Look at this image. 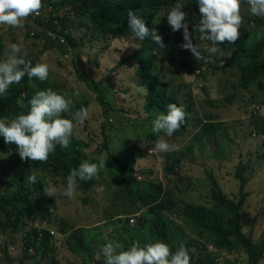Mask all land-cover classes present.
<instances>
[{
  "label": "rangeland",
  "instance_id": "374dc122",
  "mask_svg": "<svg viewBox=\"0 0 264 264\" xmlns=\"http://www.w3.org/2000/svg\"><path fill=\"white\" fill-rule=\"evenodd\" d=\"M170 3L161 9L159 19H155L156 25L166 28L167 31L171 30L167 22V13L174 7L176 0H170ZM188 4L189 1L186 5ZM241 15L243 17L241 28L248 26L249 22L254 20V15L251 14L246 2L241 4ZM260 18L264 20V17ZM71 22L73 24L70 25V34L77 39L78 43L74 49H70L71 53L61 51L54 41L47 43V51L40 52L46 43L45 30L34 25L31 18L23 21L24 26L22 28L1 27L0 34L5 40V49L12 43L22 44L28 54L31 53L33 57L38 58L39 62L49 65V79L52 88L58 93L67 94L73 100L71 106L73 114L80 108L88 109V118L79 126L82 139L84 141L92 140L90 149H87L84 157L87 160L92 158L90 162L98 163L96 158L103 156L106 159L105 166L110 165L104 171L100 170L102 175H100L98 182L87 191L77 188L76 198L69 199L60 193L63 182L55 183L53 173L46 174V172L36 171L35 174L43 182V204H46L48 209H53L50 210V219L53 221L50 223L46 221L44 225L55 231V234L52 235V241L53 250L56 253H53L52 250L51 255L57 264H97L100 262L105 264V257L102 253L103 247L109 242H118L122 245L121 250H127L131 246L130 228L135 227L137 218L142 213L141 206L128 195L124 193H122L123 196L120 195L111 181L109 170H114L115 167L110 160V155L123 159L128 147L137 139L143 141L142 144H147L149 140L146 137L153 133L151 130L152 121L161 114V111L153 109L150 113L144 112L139 92L136 93V87L140 92L145 91L146 82L144 79L137 76L130 67L115 70L112 66L138 47L139 41L132 37H126L121 41V39H112L102 36L101 33L93 32L91 30L92 24L88 23L87 17L73 18ZM185 22L194 38L193 43L199 46L203 57V59L197 60L191 53L190 59L204 63L211 62L205 76H203L208 77L207 80L205 78L206 82H197L198 76L195 73H189V68H192L194 63H191L189 68L184 67L179 72L173 73L172 64L167 62V57L161 59L163 62H160L158 57L156 62L158 69H160L164 80L171 79V82L175 83V90L183 96V102L191 108V116L194 117L192 122H197L198 119L216 121L217 118L212 115L217 114L220 116L219 121L225 122V125H229V127L225 128V125L221 124L216 130L218 133V136L215 137L218 141L216 150H213L212 146H216V143L213 142V137L210 134L212 131L209 130L203 129L202 131L205 136L204 141L206 143L211 142L210 147H201L199 144L188 142L200 128V126L190 127L187 132V141L180 146L184 160L178 175L173 178L168 177L165 173V153L157 152L153 148L148 158L140 159L138 166L140 170H146L142 175L144 178L161 180L166 189L179 198L180 207L184 206L186 202L211 206L213 204L210 191L212 184L208 172L215 175L221 189L229 197L237 199L240 191V180L234 174L238 164L244 162L246 167L249 166L246 174L251 177V181L250 185H246L250 197L248 196L244 208L243 229L246 233H252L255 240L258 241L259 247H261L264 240V157L258 156H262V152H264L262 149L264 141L261 140L263 138H257L251 134L248 122L252 118L251 113L255 104H262L260 113H264V76L247 86L242 85V82L237 78L236 70L229 72V68L228 70L227 68L219 69L222 63H219L218 66L217 54L210 52L211 42L199 39L201 34L193 28L199 21L188 22L185 20ZM248 27L251 31L253 30L251 24ZM177 50L182 53L188 51L181 47H177ZM66 54H68L67 57ZM75 59L80 60L79 63H75ZM97 60L101 61L100 68L95 66ZM213 65L218 66V69H213ZM77 70L81 75L100 80L106 96L105 101H107L106 115L103 113V106L96 100L95 90L89 89L88 84L76 73ZM114 75H117V80H115ZM106 77L110 79V84H113L112 87L109 86L108 81H104ZM115 81L116 83H114ZM127 83H134L131 88L135 87V102L131 106L120 107L114 96V90L117 89L121 94V88L127 86ZM76 91H79V96L74 95ZM245 91V99L243 100L241 97L235 104L238 96ZM232 98L234 101L231 103ZM103 126L106 133L110 134V145L113 146L110 149L111 153L107 151L97 153V148L102 142ZM75 128H78L77 125ZM248 134L250 138L241 143L242 137L248 138ZM59 149L57 148L53 155ZM249 151H252V158ZM217 155L220 156L219 163L223 161L227 163V165L221 163L225 167L220 166L219 169ZM78 162L80 164L83 161ZM33 170L35 168L32 161L22 160L18 149L15 150L14 147L9 146L7 152H0V195L10 197L13 192L23 190V185L29 183L27 177L32 174ZM149 170H152V173L147 175ZM49 188L54 190L55 196L46 194V190ZM83 198H87V200L84 201ZM107 213L116 214L118 220L115 219L114 223L109 219L106 220ZM131 217L134 218L133 222H129ZM0 221L2 223L0 224V246L3 245L4 241H7V244H15L16 240L22 236L18 235L21 227L17 229V235H14L10 231L9 225L3 227L5 215L1 217ZM41 221L33 218L28 224L37 223L41 225ZM227 221L231 226L229 217ZM77 227L89 230L88 248L73 256L65 246L64 239L72 229ZM187 231V234H183V236L178 234V239L196 240L200 246L206 244L209 247V252L215 254L217 258L219 257L218 264H227L226 260L237 264H248V256L243 249L238 250L237 253H229L225 249L216 248L212 243L215 236L210 231L200 234L198 229H193L191 226L190 230ZM17 258L18 261L21 259V257ZM0 263L2 262L0 261ZM48 263V257L45 258L41 254L32 258L28 256L24 262V264ZM259 264H264V257Z\"/></svg>",
  "mask_w": 264,
  "mask_h": 264
},
{
  "label": "trees",
  "instance_id": "16d2710c",
  "mask_svg": "<svg viewBox=\"0 0 264 264\" xmlns=\"http://www.w3.org/2000/svg\"><path fill=\"white\" fill-rule=\"evenodd\" d=\"M188 1L189 4L183 9L187 13L186 21L198 22L200 20L198 4L196 0ZM42 3L43 7L41 10H44L48 6H52L53 8L49 19H33L31 16L29 18L33 20L34 25L42 27L45 32L46 28H48L64 37V42L54 41L56 46L63 52L68 51L71 53L70 49H74L78 44L77 39L70 34V25L73 24L71 22L73 18L79 17H87L88 23L92 24L91 30L98 34L101 33L102 36L121 39V41L126 37H132L139 41L138 47L126 54L116 64H112V66L115 70H118L123 69V66H126V64H130L129 66L133 67L134 73L144 79L146 82L145 91L140 92L136 87V93L139 92L144 112L150 113L153 109H159L161 113H164L166 112V105L168 103H176L178 106L184 107L187 115L183 125L171 138L166 137L169 143L175 144L178 147L181 146L194 117L191 116V108L183 102V96L175 90V83L171 82V79L164 80L162 78V73L156 64L157 58L159 57V61L163 62L161 59L167 57V62L172 64L171 69L173 73L179 72L184 67L189 68L191 63H194V66L189 68V73H195L198 76L197 82H206L205 78L207 80L208 77L203 76H205L211 62L204 63L203 61L191 60V52L189 50L183 53L177 50V47H181V44L184 43L183 29L175 32L172 29L167 31L166 28L156 25L155 22L159 19L161 9L166 4H171L170 0H42ZM128 10L135 11L137 16L144 20L150 31H156L162 38L163 48L151 36L145 37L143 40L134 37L127 24ZM55 20L58 22V26L52 24ZM250 24L253 27L252 31L248 27ZM249 25L240 29L241 36L235 43H222L218 46L224 55H221L219 51L216 53L218 66L219 63H222L219 69L227 68L228 70L229 68V72H235L236 70L237 78L244 86L264 76V20L254 15V20L249 22ZM1 27L4 26L0 25ZM58 27H60V31H58ZM66 31L67 34L64 33ZM192 39L194 41L193 37ZM4 41L0 34V61L4 59L5 53L9 48L5 49L6 45ZM48 42H50V39L46 36V43H44L40 52L48 50ZM167 54L168 56H166ZM65 56L67 57L68 54ZM24 59L31 61L33 66L39 62L36 56L33 57L28 52ZM75 60V63H79L80 61L78 59ZM218 66L213 65L212 68L218 69ZM76 73L88 84L90 90H95L96 100L103 106V113L106 115L107 101H105L106 96L100 80L81 75L78 70ZM104 81H108L109 86L112 87L113 84H110V79L106 77ZM133 85L134 83L121 88V94L117 89H113L114 96L120 107L131 106L135 102V87L131 88ZM109 86L107 87L109 88ZM49 88L53 90L49 77L47 80L41 81L36 78L30 80L25 76L19 84L11 85L6 95L0 96V119L7 121L18 114L26 113L29 109L28 101L37 92ZM234 98L230 100L231 103L234 101ZM70 111L72 113L73 109H70ZM64 115L65 118L72 119V116L68 113ZM221 124V122L209 121L205 123L203 129L215 132ZM248 124L251 134L257 138H263L261 140L264 141V113L261 114L260 111L254 113ZM79 126L80 124H77L78 128H74V135L68 148H60L54 155L53 153L50 154L46 163L32 161L35 168L32 174L37 178L36 183L24 184L23 190L13 192L10 197L0 195V214L2 213L1 217L5 215L3 227L9 223H15L13 230H17L20 226H24L23 220L33 219V217L42 218V220H46L48 223L53 221L50 219V210L53 209H48V206L42 202L43 182L35 172L53 173L54 182H63L62 185L66 187L68 174H70L72 169L79 167L78 161L85 158L84 154H86L85 152L88 148L90 149L92 141L91 139H88V141L82 139ZM228 127L229 125L226 128ZM101 133L102 142L97 148V153L104 151L111 153L110 134L106 133L104 126ZM159 135L163 136L164 134L160 133ZM249 138L250 135L248 134V138L245 136L242 139L243 141L241 140V143ZM146 139L149 140L147 144H142L143 141L137 139L130 145L123 159L117 158L112 154L110 155V160L115 169L109 170V174L118 193L122 196L124 194L128 195L142 208V213L137 218L135 227L130 228L131 245L139 243L143 246L150 242L162 241L168 244L172 251L175 252L183 244L189 251L191 257L190 264H218L219 257L217 258L215 254L209 252V247L206 244L200 246L196 240L178 239V234L180 236L187 234V230H190L191 226L193 229H198V233L200 234L210 231L215 236L212 243L216 248L225 249L229 253H237L238 250L243 249L248 256V264H259L264 257V240L261 247H259L258 241L255 240L252 233H246L243 229L244 208L249 196V190H246V185H250L251 181V177L246 174L249 166L246 167L244 162H240L234 174L240 180V191L237 199L229 197L221 189L215 175L212 172H208L212 184L210 191L213 204L207 206L186 202L184 206L180 207L179 198L167 190L161 180L158 178L149 180L148 177L144 178L142 176L146 170H140L138 160L149 157V150L154 149L158 135L151 133L148 134ZM9 146L14 147L15 150L18 149L15 143H6L4 137L0 135V152H7ZM262 149H264V144L262 145ZM249 153L252 158V151H249ZM262 153V156L258 157H264V152ZM183 160L184 154L180 149L165 153L164 169L166 175L170 178L177 176ZM218 162H220V159ZM221 163L227 165L224 161ZM221 163L218 164L219 169L222 166ZM106 167L109 168V166H105L102 171ZM52 169L55 170L53 171ZM101 172H99V178L102 175ZM151 173L152 170L147 171V175ZM99 178H94L87 182L79 181L78 188L87 191L97 183ZM48 198L52 200L51 197ZM83 200L86 201L87 198H83ZM107 214L106 220L109 219L114 223V220L117 219L116 214ZM228 217L230 218L231 226L228 224ZM0 224H2L1 221ZM89 233L87 228L77 227L72 229L64 239L68 251L76 255L87 249ZM24 247L25 252L28 248L32 247L35 249L36 255L41 254L45 258L48 257V264H57L55 258L51 255L54 248L52 235L48 231L44 230L41 238L37 240V230L35 228L27 230L24 236ZM0 255V261L2 262L0 264H24L28 257L27 255H23L18 261L15 255L10 254L7 241H4L3 245L0 246ZM226 263L237 264L230 260H226ZM97 264H101V262Z\"/></svg>",
  "mask_w": 264,
  "mask_h": 264
},
{
  "label": "clouds",
  "instance_id": "9594fccd",
  "mask_svg": "<svg viewBox=\"0 0 264 264\" xmlns=\"http://www.w3.org/2000/svg\"><path fill=\"white\" fill-rule=\"evenodd\" d=\"M200 20L193 26L201 35L199 39L211 42L210 52L224 53L218 47L222 43L233 44L241 36L240 29L243 24L241 4L249 5L251 14L264 17V0H196ZM188 0H176L174 7L167 13V22L172 31L183 29L184 43L181 48L189 50L197 59H203L199 46L193 43L188 24L185 22L187 13L183 11ZM43 7L42 0H0V25L12 28H22L23 21L33 15H39ZM128 28L135 38L143 40L151 36L163 48L162 38L155 30L150 31L143 19L135 11L128 10ZM27 55L24 46L19 43L9 45L5 58L0 61V96L6 95L10 86L19 84L27 76L28 79L47 80L50 67L47 63L38 62L33 66L31 61H26ZM79 91L74 95L79 96ZM26 113L18 114L10 120L0 119V135L6 143H15L22 160H31L37 163H46L50 154L54 153L57 146L66 149L71 143L74 128L83 124L88 118V109L80 108L74 114L70 109L73 100L67 94H60L51 88L37 92L29 101ZM262 105V104H261ZM65 113L72 119L65 118ZM183 106L168 103L166 112L157 115L151 125V130L158 135L154 150L168 153L177 151L178 146L169 143L186 119ZM75 121V123H74ZM163 133V136L159 134ZM98 163L84 160L78 168H74L67 176V185L61 186V194L69 199L76 198L79 181H91L99 178L100 170L105 168L106 159L97 157ZM29 183H36L34 174L27 177ZM49 196H55L53 189L46 190ZM37 218V217H33ZM42 219V218H40ZM118 242H109L103 249L105 264H190L191 257L188 249L181 244L173 252L170 246L162 241L147 243L141 246L134 243L127 250H121Z\"/></svg>",
  "mask_w": 264,
  "mask_h": 264
},
{
  "label": "built area",
  "instance_id": "2783aa9c",
  "mask_svg": "<svg viewBox=\"0 0 264 264\" xmlns=\"http://www.w3.org/2000/svg\"><path fill=\"white\" fill-rule=\"evenodd\" d=\"M53 11L52 6H48L47 8H45L44 10H40V14L39 15H33L31 16V18L33 19H42V20H46L49 19L50 17V13ZM53 25H57L58 26V22L55 20L52 23ZM58 31H60V27H58ZM65 34H67V31L64 32ZM46 36L49 37L50 41H59V42H64L65 38L62 37L61 35H59L58 33L46 28V32H45ZM262 105L261 104H255L253 111L251 113V115H254V113H257L261 110ZM149 153H152V150H149ZM138 179H140V177H138ZM40 219V218H37ZM42 220V219H40ZM134 218L131 217L129 219V222H133ZM29 222H31V219H25L23 220V224L24 226H20L21 227V231H19L20 233L18 235H22L21 237H19L18 240H16L15 244H10L8 243V250L10 252V254L15 255L16 257H23V255H27L30 258L34 257L36 255V251L34 248L30 247L27 249V251L25 252V247H24V236L26 234V231L32 228H35L37 230V240H39L41 238V236L43 235V231H48L50 235L55 234V231L47 226H45L44 224H46V220H42L41 221V225H38L37 223L35 224H28ZM9 229L10 231L13 232L14 235H17L16 231L17 230H13V228L15 227V223L11 224L9 223ZM1 237V234H0ZM0 245H1V240H0Z\"/></svg>",
  "mask_w": 264,
  "mask_h": 264
},
{
  "label": "crops",
  "instance_id": "0c3cea01",
  "mask_svg": "<svg viewBox=\"0 0 264 264\" xmlns=\"http://www.w3.org/2000/svg\"><path fill=\"white\" fill-rule=\"evenodd\" d=\"M4 27H7V25H4ZM99 63H97V65H95L97 68H100V66H101V61H98ZM130 64H126V66H123V68L124 67H130V68H132L133 69V67L132 66H129ZM134 71V70H133ZM115 73H116V71H115ZM114 78H115V80H117V75H114ZM260 80V79H259ZM256 81H258V80H256ZM256 81H254V82H256ZM114 83H116V81L114 82ZM128 84V83H127ZM131 85V84H130ZM114 89V88H113ZM60 94H63V92L62 93H60ZM241 97H243V100L245 99V97H246V91L244 92V93H242V94H240L239 96H238V98H237V100L234 102L235 104L239 101V99L241 98ZM212 116H215L216 118H217V120L216 121H212V120H200V119H198V121L197 122H191V126L190 127H192V126H194V127H199L200 126V128L197 130V132H196V135L195 136H192L191 137V139L188 141V142H190L191 144H193V143H196V144H199L201 147H210V143H206L205 141H204V132L202 131L203 130V126L205 125V123H207V122H209V121H211V122H217V123H219V122H221L222 124H224L225 125V122H223V121H219V119H220V116L219 115H217V114H213ZM208 117V116H207ZM221 126V125H220ZM219 126V127H220ZM227 127V125H225V128ZM190 129V128H189ZM189 131V130H188ZM210 134L212 135V137H213V142H215L216 143V146H212L213 147V150H216V148H217V139L215 138L216 137V134L218 135V133L215 131H212V132H210ZM242 139H243V137H242ZM187 141V134L185 135V139H184V141L182 142V144H181V146L185 143ZM243 141V140H242ZM115 145V144H114ZM111 148H113V146H111L110 145V149ZM179 149H180V146L178 147ZM180 151H181V149H180ZM182 152V151H181ZM218 157H217V163L219 164V155H217ZM83 161L84 160H87L86 158H83L82 159ZM91 160H92V158H91ZM91 160H88V161H91ZM139 161H140V159L138 160V163H139ZM110 166V165H109ZM137 168H138V166H137ZM97 182H98V180H97ZM66 246V245H65ZM56 253V252H55ZM72 254V253H71ZM73 255V254H72ZM77 255V254H76ZM76 255H73V256H76Z\"/></svg>",
  "mask_w": 264,
  "mask_h": 264
}]
</instances>
